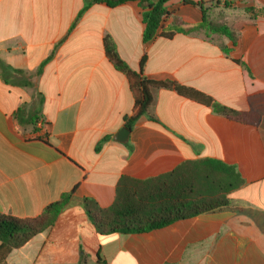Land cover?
<instances>
[{
  "label": "crops",
  "instance_id": "crops-1",
  "mask_svg": "<svg viewBox=\"0 0 264 264\" xmlns=\"http://www.w3.org/2000/svg\"><path fill=\"white\" fill-rule=\"evenodd\" d=\"M88 1L0 0V213L34 219L75 189L54 225L5 264H96L99 256L106 264H264V127L160 89L150 109L158 122L143 117L127 143L117 142L135 99L104 46L111 37L148 79L263 118L264 18L240 27L235 44L206 29L144 44L138 3L93 4L79 16ZM227 1L170 0L160 32L193 29L204 14L225 24ZM233 1L264 8V0ZM205 159L243 181L228 208L132 235L101 236L86 214L84 200L111 208L122 178L156 179Z\"/></svg>",
  "mask_w": 264,
  "mask_h": 264
},
{
  "label": "trees",
  "instance_id": "trees-1",
  "mask_svg": "<svg viewBox=\"0 0 264 264\" xmlns=\"http://www.w3.org/2000/svg\"><path fill=\"white\" fill-rule=\"evenodd\" d=\"M170 0H90L81 16L93 4H105L117 8L127 3H138L143 10L144 44L158 37L170 39L176 33H192L195 30L207 31L225 36L234 44L236 36L225 24H214L204 14L203 21L193 29L171 28L161 31L168 16L166 5ZM247 13L256 20L264 18V8L247 7ZM245 25V24H244ZM242 27V26H241ZM105 51L113 66L128 79L134 95L133 114L125 120V127L132 130L143 117L157 123L150 114L154 104V91L166 89L178 95L211 108L214 113L244 124L257 125L261 116L254 112H240L221 105L212 97L184 87L175 81H154L144 76L143 70L133 71L120 57L111 37L104 40ZM146 59L142 61V68ZM38 101L42 102L38 95ZM34 114L33 125L38 123ZM37 131V130H36ZM102 144L98 145V150ZM243 184L234 168L210 159L186 162L175 171L147 181L122 178L117 189L114 205L106 210L84 200V208L89 220L101 236L147 233L166 228L176 222L197 217L201 214L228 208V196L232 190ZM75 190V189H74ZM74 190L62 195L60 200L48 206L44 213L34 219H20L0 213V264H5L13 250L22 248L38 234L54 225L58 216L68 206ZM96 264H106L98 257Z\"/></svg>",
  "mask_w": 264,
  "mask_h": 264
},
{
  "label": "rangeland",
  "instance_id": "rangeland-1",
  "mask_svg": "<svg viewBox=\"0 0 264 264\" xmlns=\"http://www.w3.org/2000/svg\"><path fill=\"white\" fill-rule=\"evenodd\" d=\"M242 2V0H241ZM227 7H228V16L224 18L223 22H225V25L229 27L235 34L236 31L243 26L244 24H247L248 21L254 20L249 13H247L244 3L240 4L239 6H236L235 1L229 0L227 1ZM261 123V126L264 127V117H261V120L259 121V124ZM230 197V196H228Z\"/></svg>",
  "mask_w": 264,
  "mask_h": 264
},
{
  "label": "water",
  "instance_id": "water-1",
  "mask_svg": "<svg viewBox=\"0 0 264 264\" xmlns=\"http://www.w3.org/2000/svg\"><path fill=\"white\" fill-rule=\"evenodd\" d=\"M130 135H131V130L124 127L117 133L115 140L121 144H125L128 142Z\"/></svg>",
  "mask_w": 264,
  "mask_h": 264
}]
</instances>
